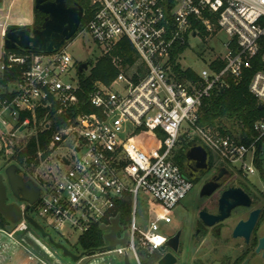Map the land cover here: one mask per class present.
Listing matches in <instances>:
<instances>
[{
	"label": "built area",
	"instance_id": "2783aa9c",
	"mask_svg": "<svg viewBox=\"0 0 264 264\" xmlns=\"http://www.w3.org/2000/svg\"><path fill=\"white\" fill-rule=\"evenodd\" d=\"M91 7L93 16L77 35L90 34L102 54L129 40L144 64V74L120 68L111 85L96 84L89 100L81 104L82 62L69 52V41L50 54L5 52L0 82L6 73L15 78L0 92V150L5 139L26 146L33 137L53 130L52 111L65 114V124L53 131L45 149H39L38 165L67 141L70 155L32 177L41 194L28 215L39 213L65 239L71 234L80 239L102 226L103 234H108L119 218L117 237L127 234L126 243L109 248L104 234L108 245L101 252L121 256L132 252L136 263L143 264L139 251L160 250L170 236L158 233L159 223L173 219L160 214L148 231H141L136 225L139 198L173 210L192 188L175 160L181 140L201 143L216 165L241 170L247 177L258 175L264 182V115L253 122L247 142L198 123L204 102L216 89L240 82L245 71L254 68L264 47V0H91ZM221 35V53L209 59L201 73L193 71L195 78L180 81L179 74L190 69L182 66L184 51L176 58L175 51L187 49L192 37L219 40ZM217 61L225 64L221 70L213 68ZM259 65L249 89L264 105V53ZM126 196L131 199V218L129 230L120 235L117 205ZM14 225L24 231L30 223L23 218Z\"/></svg>",
	"mask_w": 264,
	"mask_h": 264
},
{
	"label": "trees",
	"instance_id": "16d2710c",
	"mask_svg": "<svg viewBox=\"0 0 264 264\" xmlns=\"http://www.w3.org/2000/svg\"><path fill=\"white\" fill-rule=\"evenodd\" d=\"M70 4L80 5L84 9V17L80 27V30H82L93 16L91 0H70ZM44 20L45 15L35 9V27H41ZM186 47L184 46L176 50L174 57L176 58L178 54L185 51ZM7 51L9 50L5 49V52ZM14 51L18 53L28 52L20 49ZM262 53H264V47L261 48L260 54L254 62V68L245 71L243 80L240 82L231 81L229 87L216 89L213 95L204 102L198 121L200 126L212 129L213 131H219L223 134H229L232 137L241 139L243 142H247L250 139L253 122L264 115V110L259 109L258 100L249 89L253 74L260 68L259 63ZM224 65L223 62L217 61L213 65V68L221 70ZM120 68H123V71L126 73L134 69L142 74L145 71L139 54L127 39L122 40L111 53L102 54L97 57L96 61L91 59L88 72L80 75L82 79V90L79 92L81 104L89 100V95L94 91L96 84L111 85L122 71ZM138 76L137 74L134 75L135 78H138ZM195 77L196 75L192 70H187L186 72H181L178 79L185 82L187 79H193ZM14 78L15 75L6 73L1 83L5 86ZM83 108L87 111L91 110L89 106H84ZM42 117L43 113L39 112L38 120H41ZM50 117L55 121L53 130L45 131L37 137H33L26 146H17L11 140L5 139L4 146L0 150V155H8V152L11 151L9 154V162L16 163L19 167V173L27 180L31 179L35 173L39 162L37 159L39 149H45L51 139L53 131L57 127L65 124V114L56 115L55 111H52ZM141 134L148 137L145 130H142ZM158 134L161 133L158 132ZM149 139L152 141L151 138ZM154 145L158 146L156 143ZM182 152L183 150H180L179 154ZM47 155V153H44L43 156L46 157ZM176 159L177 156L175 157ZM117 210L121 214V225H128L131 218V199L129 196L119 201ZM10 225L13 224L9 223L0 213V228L5 229ZM104 242L103 232L99 227H94L91 231L81 236L78 243L84 254H95L103 250Z\"/></svg>",
	"mask_w": 264,
	"mask_h": 264
},
{
	"label": "flooded vegetation",
	"instance_id": "af4514ba",
	"mask_svg": "<svg viewBox=\"0 0 264 264\" xmlns=\"http://www.w3.org/2000/svg\"><path fill=\"white\" fill-rule=\"evenodd\" d=\"M67 6L75 5L67 0ZM194 143L181 140L175 157L185 176L192 182L190 192L193 193V206L192 211L189 209L192 215L189 227L192 251L195 247L199 251L204 248V252H208L209 247L212 249L207 258L191 261V264H264V244H261L264 239V182H251L241 170L216 165L208 150V166L199 158L188 159L186 153ZM180 150H183L181 154ZM227 201L240 204L230 210L228 217L208 225L207 221L225 215L222 206ZM185 210H188L187 207ZM255 211H259V214L248 235L235 236L236 226L241 221H248ZM185 228L182 223L173 234L180 233L179 253L183 249Z\"/></svg>",
	"mask_w": 264,
	"mask_h": 264
},
{
	"label": "water",
	"instance_id": "95a60500",
	"mask_svg": "<svg viewBox=\"0 0 264 264\" xmlns=\"http://www.w3.org/2000/svg\"><path fill=\"white\" fill-rule=\"evenodd\" d=\"M35 9L46 16L41 28H20L13 27L6 32L4 37V48L6 50H28L35 54H50L58 51L66 42L72 40L79 32L84 17V9L80 5L73 7L67 6V0H35ZM91 59L78 65V72L84 73L89 69ZM1 81V75H0ZM259 109H264L260 104ZM188 159L199 158L208 166L210 155L207 149L201 143H194L186 153ZM41 194V188L32 179L26 180L20 173L16 163H10L0 174V213L11 224L19 223L25 218L30 225L38 230L43 236H48L50 242L57 248L63 250L64 254L74 260L80 256L75 255L64 244L56 242L44 227L40 225L32 216L28 215L30 206L35 204ZM9 195L18 201L26 203L23 209L16 201L8 202ZM226 201V200H225ZM238 202H228L222 206L225 215L220 218L216 216L212 221H207L208 225H213L216 221L223 220L229 216L230 210L239 205ZM259 211L251 214L248 221H241L235 229V236L238 234H247L253 228ZM204 216V214H203ZM205 218V216H204ZM216 220V221H215ZM106 229L105 226L101 227ZM111 232L105 234V239L109 242L108 247L113 248L118 244H125L128 235L125 234L123 239H118L117 235L121 230L119 218L113 221ZM262 245L264 239H262ZM180 248V233L170 236L165 244L160 247V254L155 264H177L178 253ZM125 264H132L128 255L124 258Z\"/></svg>",
	"mask_w": 264,
	"mask_h": 264
},
{
	"label": "rangeland",
	"instance_id": "374dc122",
	"mask_svg": "<svg viewBox=\"0 0 264 264\" xmlns=\"http://www.w3.org/2000/svg\"><path fill=\"white\" fill-rule=\"evenodd\" d=\"M6 16H9V18H6ZM20 24L25 26L20 28L35 27V0H0V63L2 61V53L5 50L4 38L1 35L2 27L7 29L8 31L13 27L19 26ZM219 38L220 39L218 40V36H205L204 38L192 37L189 41L188 48L181 55L182 66L196 73H201L204 69L207 68L208 60L216 58L218 54L221 53V41L224 40V36L221 35ZM69 42L71 43L69 52L78 62H84L88 59L96 61L97 57L101 56L103 53L102 48L93 40L92 36L88 33H85L83 35H76ZM87 72H85L84 74H86ZM74 76H76V72L74 73ZM5 90L6 89L4 85L0 82V92H4ZM69 147L70 142L67 141L64 142L57 150L53 151L49 160L43 162L40 166L37 165L35 173L33 174V178L36 179V175L46 173L45 170H48V167L50 166H54V168L57 167V165H59L58 161L61 157L70 155L71 150ZM9 164V154L0 155V174L4 173L5 167H7ZM248 178L251 182H255L257 184L261 183L258 175H249ZM14 201H16L21 207L26 205L25 202L18 201L16 200V198L9 195L8 202ZM182 205H184V207ZM182 205V207L178 206L173 210H167L163 207L152 205L146 200L145 196H141L138 202L136 225L138 229L146 232L149 230L150 222L157 218L160 214L169 215L173 219L172 223H165L164 221H161L159 223L160 230L158 233L162 235L172 236L180 227V225L184 223L186 226L184 234V244L183 249L177 255V264H191V261L207 258L208 252L211 251L212 247L208 248V252H204V248L200 249L199 251L197 250V247H195V249H193L192 251V243L189 238V227L192 218V215H190L189 213V209H191L193 206L192 192H190L188 196L183 200ZM186 207L188 210H185ZM30 214L33 216V218H35V220H37L45 227L46 231L51 237L62 242L74 254H77L81 251L78 243V234H71L69 239H65L52 227L47 225L43 217L39 213L30 211ZM29 228L38 234V231H36L31 225H29ZM128 230L129 225H123L120 235H124ZM104 243L105 246L108 245L107 242ZM160 254H162L160 250L153 253H149L147 251H139V256L143 264H155V259ZM112 256L113 255H108V257ZM129 258L132 264H137L132 252H129Z\"/></svg>",
	"mask_w": 264,
	"mask_h": 264
},
{
	"label": "crops",
	"instance_id": "0c3cea01",
	"mask_svg": "<svg viewBox=\"0 0 264 264\" xmlns=\"http://www.w3.org/2000/svg\"><path fill=\"white\" fill-rule=\"evenodd\" d=\"M6 18H9V16H6ZM17 27L25 26L20 24ZM6 31L7 29L2 27L1 35L3 38ZM4 53L5 50L2 57ZM38 234L30 228L24 231L16 230L15 225H10L5 229L0 228V264H125V256L115 253L104 254V252L84 254L80 251L75 254L80 258L74 260L65 255L63 250L55 247L48 236H43L39 231ZM54 240L62 243L56 239ZM108 255L114 257H108Z\"/></svg>",
	"mask_w": 264,
	"mask_h": 264
}]
</instances>
